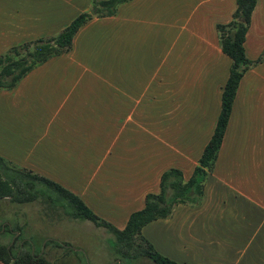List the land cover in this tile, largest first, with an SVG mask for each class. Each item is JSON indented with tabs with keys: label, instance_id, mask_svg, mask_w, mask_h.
I'll return each mask as SVG.
<instances>
[{
	"label": "crops",
	"instance_id": "obj_1",
	"mask_svg": "<svg viewBox=\"0 0 264 264\" xmlns=\"http://www.w3.org/2000/svg\"><path fill=\"white\" fill-rule=\"evenodd\" d=\"M89 3L0 0V53L56 33ZM235 7L236 0H127L90 18L69 51L0 88V157L58 181L122 228L145 194L159 190L162 171L191 175L231 61L216 24ZM244 45L252 59L264 50V0ZM236 157L238 169L225 171ZM142 232L181 264H264V59L240 79L202 201L176 204Z\"/></svg>",
	"mask_w": 264,
	"mask_h": 264
},
{
	"label": "trees",
	"instance_id": "obj_2",
	"mask_svg": "<svg viewBox=\"0 0 264 264\" xmlns=\"http://www.w3.org/2000/svg\"><path fill=\"white\" fill-rule=\"evenodd\" d=\"M124 1L127 0H90L86 10L74 16L56 33L13 45L0 53V88L13 87L35 66L52 56L69 51L73 37L85 22L94 16L114 13ZM256 1L236 0L230 20L216 24L219 45L231 61L221 89L220 109L214 128L188 178L177 167L162 171L159 190L146 193L143 206L132 211L125 225L117 228L97 215L80 196L58 181L0 157V201L39 203L45 214L91 220L112 234L111 248L121 264L139 258H149L155 264H181L157 251L143 235L142 227L156 218L170 216L178 203L197 205L202 201L205 181L215 166L240 79L248 68L264 59V50L257 58H249L244 45ZM4 228L13 234L18 231L11 243L0 241V261L4 264H62L64 256L78 251L52 238L45 240L42 250L41 242L37 250L32 240L20 236L19 227L8 223ZM50 248L55 251L51 253ZM80 264H85V261ZM108 264H118L117 259Z\"/></svg>",
	"mask_w": 264,
	"mask_h": 264
},
{
	"label": "rangeland",
	"instance_id": "obj_3",
	"mask_svg": "<svg viewBox=\"0 0 264 264\" xmlns=\"http://www.w3.org/2000/svg\"><path fill=\"white\" fill-rule=\"evenodd\" d=\"M216 163V162H215ZM230 168L225 171L235 170L239 167L238 157L230 162ZM217 168L222 169L218 163ZM227 173V172H226ZM39 203H11L0 201V241L11 243L18 234L5 229V224L12 223L20 229L21 237L32 240L36 249H43L46 239H54L69 245L77 252L62 258V264H108L114 262L117 254L111 248L113 236L106 228L96 226L89 219L60 217L58 214H45ZM143 233V232H142ZM163 244V237L160 239ZM53 244V243H52ZM63 250V248H61ZM16 251V248H13ZM51 253L55 250H51ZM62 252H60L61 254ZM122 264H155L149 258L126 260Z\"/></svg>",
	"mask_w": 264,
	"mask_h": 264
},
{
	"label": "water",
	"instance_id": "obj_4",
	"mask_svg": "<svg viewBox=\"0 0 264 264\" xmlns=\"http://www.w3.org/2000/svg\"><path fill=\"white\" fill-rule=\"evenodd\" d=\"M117 262H118V264H121V261L119 259H117Z\"/></svg>",
	"mask_w": 264,
	"mask_h": 264
}]
</instances>
